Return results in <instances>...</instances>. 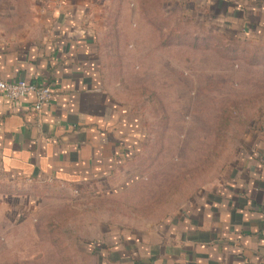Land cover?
<instances>
[{
	"label": "rangeland",
	"instance_id": "rangeland-1",
	"mask_svg": "<svg viewBox=\"0 0 264 264\" xmlns=\"http://www.w3.org/2000/svg\"><path fill=\"white\" fill-rule=\"evenodd\" d=\"M55 4L95 24L143 145L86 186L0 185V264H98L91 243L177 214L264 132V42L239 39L205 0H0V34L35 37Z\"/></svg>",
	"mask_w": 264,
	"mask_h": 264
},
{
	"label": "crops",
	"instance_id": "crops-1",
	"mask_svg": "<svg viewBox=\"0 0 264 264\" xmlns=\"http://www.w3.org/2000/svg\"><path fill=\"white\" fill-rule=\"evenodd\" d=\"M205 1L239 39L264 42V0ZM40 13L35 37L0 34V81L53 91L40 113L33 95L0 100V185L11 192L111 178L143 145L132 110L105 80L95 24L73 7ZM91 244L98 264H264V132L220 183L177 214L148 229L107 232L102 244Z\"/></svg>",
	"mask_w": 264,
	"mask_h": 264
},
{
	"label": "built area",
	"instance_id": "built-area-1",
	"mask_svg": "<svg viewBox=\"0 0 264 264\" xmlns=\"http://www.w3.org/2000/svg\"><path fill=\"white\" fill-rule=\"evenodd\" d=\"M34 96V111L42 112L53 99V91L48 85H36L25 80L17 82L0 81V100L17 103L21 100Z\"/></svg>",
	"mask_w": 264,
	"mask_h": 264
}]
</instances>
